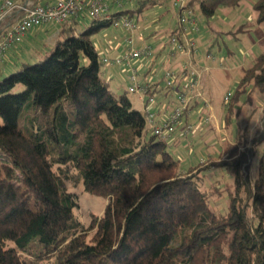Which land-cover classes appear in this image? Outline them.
Instances as JSON below:
<instances>
[{
    "label": "trees",
    "instance_id": "obj_1",
    "mask_svg": "<svg viewBox=\"0 0 264 264\" xmlns=\"http://www.w3.org/2000/svg\"><path fill=\"white\" fill-rule=\"evenodd\" d=\"M245 1L189 3L209 17ZM137 2L114 14L132 17L157 3ZM252 6L264 23V0ZM108 25L93 20L77 32L62 24L64 38L41 61L0 78V264H264V155L257 178L248 174L264 117L250 147L242 140L224 159L181 168L167 140L145 127L129 90L117 93L103 78L91 34ZM241 72L225 124L239 97L264 93V51ZM214 166L233 182L206 186ZM71 169L88 193L108 199L87 227L67 188ZM213 195L227 204L213 208Z\"/></svg>",
    "mask_w": 264,
    "mask_h": 264
},
{
    "label": "rangeland",
    "instance_id": "obj_2",
    "mask_svg": "<svg viewBox=\"0 0 264 264\" xmlns=\"http://www.w3.org/2000/svg\"><path fill=\"white\" fill-rule=\"evenodd\" d=\"M154 5H146L139 13H134L133 19L137 22V35H142L143 40H135L133 47L143 49L151 45L154 47L153 56L142 57L137 61L132 60V66L137 68L139 77L153 80L162 84L163 89H167L163 80V70L171 66L174 58L182 59V64L188 61L186 56L179 54L169 43L170 35L179 26L177 9H173L172 0H156ZM191 0H188V3ZM253 0H247L242 3L238 9L226 10L217 9L212 16H205L199 10L197 5L191 3L198 19L200 30L194 36L197 43V52L195 62L197 67L202 71L201 89L203 94L210 102L212 111L204 108L201 101L198 108L199 115L212 113L215 120L205 128L199 129L196 126L188 135L184 136L182 130L177 129L172 138L167 139L169 151L174 158L180 159V167L187 168L196 165L198 162L213 157L214 160L224 159L235 145L241 147L246 143L251 146L256 131L263 126L264 117V93L254 90L251 94V100H246L248 94H244L234 103V114L230 123L225 124V96L228 92L234 94L237 89L239 78L243 68L250 65L252 58L264 51V23L259 24L254 15L255 10L252 8ZM138 2L128 3L123 8H115L114 11H123L126 9H135ZM94 19L84 13L75 19L72 27L77 32L87 29ZM62 25L46 24L37 29H33L35 35L23 42L22 50L19 49L18 55L13 56L11 51L7 52L0 60V78L6 76L19 66L22 62L41 61L44 54L56 43L55 41L64 38ZM72 28V29H73ZM129 33L120 28L111 25L103 26L97 32L91 34L100 59L109 56L105 51L108 48H116L112 51V58L123 54L126 50L125 37ZM124 41V42H123ZM17 50V49H14ZM143 64V67L140 64ZM178 62L176 61L174 66ZM124 69V70H123ZM123 70V71H122ZM112 73L113 80H109L108 75ZM102 76L110 81L111 87L117 93L125 92L130 85L128 68L126 65L109 66L102 64ZM177 88V86L175 87ZM250 90V89H249ZM178 91L175 90V92ZM176 94V93H175ZM131 102L139 110L142 105L136 100V96L129 94ZM155 106V105H154ZM151 105V108L155 109ZM199 117V118H200ZM191 122L192 118L190 119ZM246 142L243 144V141ZM254 153L249 160V172L252 180L257 178L260 159L264 155V142L257 144ZM72 179L67 181V188L76 196L78 207L75 214L82 223L87 227L91 221L92 215L100 216L108 203V199L88 193L78 173L71 169ZM233 182V177L225 168L214 166L205 175L206 186L217 183L219 186H226ZM225 195V194H224ZM213 208L224 207L227 204L226 197L216 198L212 196Z\"/></svg>",
    "mask_w": 264,
    "mask_h": 264
},
{
    "label": "built area",
    "instance_id": "obj_3",
    "mask_svg": "<svg viewBox=\"0 0 264 264\" xmlns=\"http://www.w3.org/2000/svg\"><path fill=\"white\" fill-rule=\"evenodd\" d=\"M135 1L138 0H0V60L7 52L17 49L33 29L46 24L73 25L75 19L82 13L94 20H108L113 27L123 29L129 36L124 38L126 50L122 55L116 58L104 56L101 61L109 66L126 65L127 77L130 80L127 90L130 94L138 96L139 102L143 103L145 127L161 139L172 138L180 124L184 123V119L194 114L192 105L195 102L202 101L204 108L212 111V106L200 87L202 71L194 61L197 43L193 35L200 30L198 19L188 0H172L173 9H177L179 26L169 36V43L175 51L186 56L188 61L177 71L172 68L163 70L166 88L173 90L177 86L178 91L171 110L162 116L160 112L151 108V105L156 103L151 83L142 81L137 68L131 64L132 60L154 56V47L148 45L143 49H135L133 47L135 40L143 39L141 35L136 36L137 22L128 15L114 14L118 12L114 11L115 8L121 9ZM231 96L232 93L228 92L224 98L225 102ZM214 120L215 116L212 113L201 114L199 123L209 124ZM195 127L192 122L184 123L182 134L188 136Z\"/></svg>",
    "mask_w": 264,
    "mask_h": 264
},
{
    "label": "crops",
    "instance_id": "obj_4",
    "mask_svg": "<svg viewBox=\"0 0 264 264\" xmlns=\"http://www.w3.org/2000/svg\"><path fill=\"white\" fill-rule=\"evenodd\" d=\"M254 17H256V14L254 15ZM33 35H35V32L34 33L30 32L27 35V37H26V41L30 38V36H33ZM119 47H120V45L118 47H116V48H113V49L112 48H108L105 52L107 54H109V56H111V54L113 53L112 51H117ZM18 52H19V49L18 50L11 51L10 54L14 56L16 54L18 55ZM180 58H177V59L174 58V60L172 62H170L171 63V66H169L168 68L176 69V71L179 70V68H181V65H182V63L180 62L182 59H180ZM152 60H155V57L154 56H153ZM134 61H137V60H134ZM176 61L178 63L176 64V66H174L175 65L174 63ZM140 66L143 67V64L141 63ZM111 77H112V73H110L108 75V78H109L110 81L114 79V78H111ZM141 80L142 81L143 80H146L147 82H150L151 83V86L154 85V87H152V89L153 88L157 89V91L155 93V97H156V100L155 101H156V103L154 104L155 106L153 105L156 108L155 109L153 108V109L156 110V111H158V112H160L162 116L164 114H166L167 112H169L171 110L173 104H174L173 103L174 102L173 100L175 99V93H176L175 90H177V88L174 87L175 89H173V90L163 89L162 88L163 82H162V84H159L158 82H153V80L147 79L146 77L144 79L142 78ZM202 91L204 92L203 89H202ZM204 94H205V92H204ZM136 100H137V102L140 101L138 96H136ZM139 103H140V105H142V102H139ZM197 103L198 104L196 106H194V111H193L194 114H192L190 117H186L183 122L184 123L191 122L190 119L192 118V121H193L192 123H194V125H196V126H200L199 129L201 130V129L205 128V125H208V124H204V123L200 124L199 123V117H200V115H199V112H198V108L200 107V102H197ZM142 110H143V106H142ZM184 123L180 124V127L178 128V131L183 129V124Z\"/></svg>",
    "mask_w": 264,
    "mask_h": 264
}]
</instances>
